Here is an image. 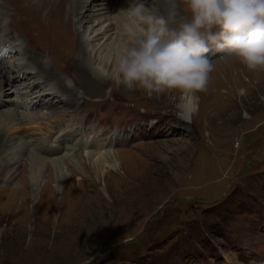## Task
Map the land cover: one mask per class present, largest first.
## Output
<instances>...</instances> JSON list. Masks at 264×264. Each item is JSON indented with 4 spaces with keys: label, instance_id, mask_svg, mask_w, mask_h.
Returning <instances> with one entry per match:
<instances>
[{
    "label": "rangeland",
    "instance_id": "rangeland-1",
    "mask_svg": "<svg viewBox=\"0 0 264 264\" xmlns=\"http://www.w3.org/2000/svg\"><path fill=\"white\" fill-rule=\"evenodd\" d=\"M10 1L0 0V14L11 19L17 46L12 53L0 49V68L8 71L7 82L0 79L6 89L0 116L24 91L39 93L30 73L16 81L23 50L81 93L71 100L38 97L26 111L52 117L39 126L6 127L0 118V264H264V71L214 53L208 89L194 103L179 92L159 99L128 92L110 78L92 92L79 83L83 56L71 37L64 41L61 28L47 35L43 26L56 0H44L41 15L25 0ZM170 1L173 26L190 19L184 0ZM100 2L89 1L83 24L74 1L53 17L68 20L80 40L98 25ZM144 2L148 11L157 3ZM121 3L110 0L103 17L117 22ZM120 24L130 34L119 37H127L118 45L123 51L137 36L126 28L128 19ZM99 65L97 56L93 67ZM190 100L194 123L181 110ZM29 138L42 149L32 150ZM23 144L30 148L20 150ZM88 150H110L119 163L98 164ZM31 151L71 160L36 173Z\"/></svg>",
    "mask_w": 264,
    "mask_h": 264
},
{
    "label": "clouds",
    "instance_id": "clouds-1",
    "mask_svg": "<svg viewBox=\"0 0 264 264\" xmlns=\"http://www.w3.org/2000/svg\"><path fill=\"white\" fill-rule=\"evenodd\" d=\"M184 2L190 19L173 26L174 11L156 15L144 0H130L126 28L142 32L101 76L149 98L179 92L182 101L196 102L214 71L210 53L235 59L251 72L264 71V0Z\"/></svg>",
    "mask_w": 264,
    "mask_h": 264
},
{
    "label": "bare ground",
    "instance_id": "bare-ground-1",
    "mask_svg": "<svg viewBox=\"0 0 264 264\" xmlns=\"http://www.w3.org/2000/svg\"><path fill=\"white\" fill-rule=\"evenodd\" d=\"M25 1H26V4H29V6L32 5V9L37 14L41 15L45 11L44 10V6H45L44 0H38V3H35V5L32 4L30 2V0H25ZM73 1H74V4L78 6L77 11H75L76 12L75 17H77L79 19V21L77 20L78 24L79 23L83 24V22H84L83 20L86 17L85 13L87 10V4L89 3L90 0H60V1L56 0L57 10L55 11V13H52V12L49 13L50 17L48 15V19L46 20L45 23H43V26L47 32V35L55 34V31L57 29L61 28L60 33H62L61 37L64 41H67L69 39L68 38L69 36L71 37V41H73L74 45L76 46V48L79 50V52L83 56L82 60L78 64V66H76V70L78 71V73H81V75L84 78V79H81L82 77H80L79 83L83 87H87V88H89V86L90 87L92 86L93 90L92 89L91 90L93 92V91H96L98 87H101L102 84H105L107 82V80L109 79V78L107 79V78L102 77L101 72L105 70V67L108 66L111 63V61L113 62V60L111 59L112 56L114 55L113 52L116 54V56H118V54L120 52H122L121 47L120 46L118 47V45L120 43L122 44L125 40H127V37H125L122 40L119 39V37L125 36L126 34L130 35L128 33V31L120 24L123 20L128 19L127 18V12L125 11V9H127V7L129 6L130 0H122V3L120 5V9L118 10V12L116 11V15H117L116 18L118 19L117 22H114L113 20L108 21V20H106L105 17H103V16H105L104 14H106L107 10H109L111 8L109 5L110 0H104V2L98 3V8H96L94 12L97 13V16H100V18L97 19L99 23L96 26V28L92 29V31L89 33V35L87 37L85 36L84 38H81L80 40L77 39V37L80 36L79 33L77 34V31L75 32L73 30V28H72L73 25H71V23H69L68 20H66V19L63 20L61 18L53 17L56 14L63 13L64 11H68V4L66 5V3H72ZM155 1H157L156 6L152 7L151 10H149V12H151L153 14L163 15V16L167 17L170 12L174 11L171 8V1L170 0H155ZM10 3H13V0L10 1ZM0 16H1L0 17V25H1L0 26V49L3 51L6 49L10 53H12L14 51L15 45H16V43H14L9 36L10 29H12L10 26V23H12V21L10 19V22L6 23L5 20L3 19L2 13L0 14ZM45 17L47 18V15ZM72 17H73V15H72ZM17 19H18V16H17V18L14 19V31H16V32H17L16 29L18 28ZM101 19H104V20L101 22ZM109 22H111V23L108 24ZM131 30H132V28H131ZM141 32H142V29L137 30L136 32H133V30H132V34H135L137 36L136 37L137 40H138L139 34H141ZM112 36L117 37L116 40H114V43L112 45L111 44L101 45V40L106 39V42H107L111 39ZM8 38H10V39H8ZM123 50H125L124 45H123ZM23 51H24V53L22 55H24V56L21 59V62L18 63L16 66L18 71H19L18 75L16 76V78H17L16 81L21 82L22 80H24V78H26V75L30 73L31 76L29 78L32 79V81H33L34 89L35 88L37 89V87H38L37 91H39V93L33 95V92L31 93L30 91H24L22 93L23 95L25 94L24 97L18 98L14 102V109L13 110H8L5 112H2L0 118H4V120H5L4 122H6V127H9L10 124L12 125L13 122H20L17 124V126H19V125L21 126L24 123H26L27 125H30V126L31 125L39 126L40 125L39 123H41L42 120H45L44 118H46V120H51L52 117L50 114H48V116H46L44 114H40L38 111L37 112L36 111L35 112L26 111V110L30 109V108H28L30 105L34 106V104H35V106H38L39 99H37V98L43 96L44 94L50 96L48 98V100H51L54 98L55 99H58V98L61 99V97H64V98L67 97L68 99L71 100L72 98L76 99V96L79 93H81L76 89V87H72L70 84H63L62 85L61 80H60L61 78L59 77L60 78L59 79L54 74H51L49 72L51 70H50V68L46 62L37 61L38 59L28 58L26 51L25 50H23ZM45 52L48 53L47 50H45ZM212 54H214V53L209 54L210 57L212 56ZM97 56H98V61H100V65H99L98 69H95L93 67V63L96 60ZM50 57H51V55H50ZM54 62L57 65H59L57 61L54 60ZM43 69H44V71H42ZM24 73H26V74H24ZM42 73H44V75ZM7 74H8L7 70L0 68V79H4L7 82V80H8ZM9 75H11V74H9ZM1 83H2V81H1ZM5 90L6 89H4L2 87V85H0V96L3 95V91L5 93ZM54 102H56V100ZM69 103H71V102H69ZM191 103H192L191 100L188 102H184L181 105V110L183 112L184 119L194 123V117L192 115L193 113H191L192 112V106H191L192 104ZM1 106H2V103L0 102V107ZM193 110H194V108H193ZM22 121H23V123H22ZM13 124H15V123H13ZM198 126H197V128H198ZM53 131H54V129H53ZM55 131H57V130H55ZM51 136H52V134L49 133L48 136H46V138L44 137L42 139L43 142L46 141L47 139H49ZM29 140H30V147H33L32 150L42 149V147L39 146L40 142H36L37 139L29 138ZM94 146L95 145H93V147ZM30 147H29V145L27 146V145L23 144L20 146V150H25V149L28 150ZM45 151H48V150H45ZM43 153H45L44 150H43ZM86 153H87L86 156L89 155V157H97L96 160H97L98 164L101 163V159H104V158L110 159L113 156L112 155L113 152H111L110 150L104 151V152H102L101 150L97 151V152L88 150V152L86 151ZM67 155H69V154H67ZM31 156L32 157L34 156L33 167H34V171L36 173H40L44 166H48L50 164H56V163H58L60 165L63 162H70V160H71V158L68 156H65L62 158H56V159H42L37 153H32V151H31ZM65 159H67V160H65ZM111 160L113 161L114 158H112ZM102 161L104 162V160H102ZM115 161L116 160H114L113 164L115 166H117ZM116 162H118V161H116ZM59 165H58V167H59ZM96 167L98 169V166H96Z\"/></svg>",
    "mask_w": 264,
    "mask_h": 264
}]
</instances>
